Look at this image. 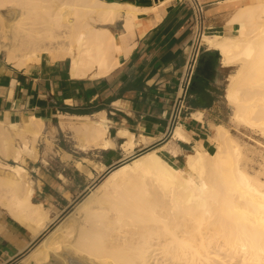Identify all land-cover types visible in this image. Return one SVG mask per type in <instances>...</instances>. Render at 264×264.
I'll return each instance as SVG.
<instances>
[{
	"label": "bare ground",
	"instance_id": "bare-ground-1",
	"mask_svg": "<svg viewBox=\"0 0 264 264\" xmlns=\"http://www.w3.org/2000/svg\"><path fill=\"white\" fill-rule=\"evenodd\" d=\"M148 10L105 0H0V54L18 69L67 61L76 79L106 77L127 58L136 20ZM123 22V30L115 27ZM236 29L232 31V27ZM201 45L217 51L227 76L224 99L235 129L264 139V0L241 5L225 31L207 27ZM182 95V91L181 94ZM204 122V112L191 114ZM82 151L115 148L103 124H60ZM211 148L196 143L172 157L191 137L178 126L170 140L106 173L91 160L78 169L104 175L32 250V264H264V153L230 129L213 125ZM57 128L31 118L0 122V209L38 237L53 223L49 209L33 202L35 181L26 166L51 148ZM124 158L153 140L119 132ZM13 160L10 164L8 161ZM103 173V174H102ZM65 256L66 258H63Z\"/></svg>",
	"mask_w": 264,
	"mask_h": 264
},
{
	"label": "crops",
	"instance_id": "crops-1",
	"mask_svg": "<svg viewBox=\"0 0 264 264\" xmlns=\"http://www.w3.org/2000/svg\"><path fill=\"white\" fill-rule=\"evenodd\" d=\"M105 1L148 10L136 20L130 55L121 58V65L114 72L98 79L72 77L67 61L52 63L44 58L39 64L18 69L0 57V122L21 125L35 118L46 124L47 130L50 124L54 125L56 138L63 136L70 140L71 135L63 132L60 124H103L116 147L94 151L102 159L100 163L110 167L127 159L122 148L127 138L119 136L122 130L134 135L137 144L141 137L153 140L146 147L136 146L133 155L161 147L170 140L172 111L181 96L180 84L189 62L193 19L186 0ZM200 1L206 5L208 27L217 32L225 31L227 17L242 5L241 0ZM123 26L119 22L115 28L123 30ZM235 29L233 26L232 31ZM215 52L209 50L202 55ZM220 62L221 59L215 64V81L196 76L187 108L191 114L203 111L204 122L193 121L190 114L182 117L177 127L186 130L191 144L178 142L181 151L178 157L170 155V160L184 159V153L196 143L211 148V121L215 119L210 117L222 94ZM40 144L42 148L46 145ZM56 152L40 150L39 160H28L26 166L30 173L45 176L41 185H35L33 198L49 209L53 223L87 191L92 181L75 163L77 159L88 158L87 151ZM41 235L33 237L25 225L0 209V264H32L29 261L32 246Z\"/></svg>",
	"mask_w": 264,
	"mask_h": 264
},
{
	"label": "rangeland",
	"instance_id": "rangeland-1",
	"mask_svg": "<svg viewBox=\"0 0 264 264\" xmlns=\"http://www.w3.org/2000/svg\"><path fill=\"white\" fill-rule=\"evenodd\" d=\"M242 5H245V4H250L251 3V0H241L240 2ZM0 57L2 59H4L3 55L0 54ZM220 69V87L222 89V94L220 96V99H219V103H217L215 109H214V112L211 113L213 115V117L211 116L210 119L212 120L213 118L215 119L213 122L211 121V126L213 125H220V124H223L225 126H227L231 133L238 137L240 139V141L242 143H245L246 145H249L251 146L255 151L257 152H260V153H264V139L259 136V134H254V133H250V132H247V131H244L242 129V131L238 132L235 127L233 126V124L231 123V109L227 106L226 102H225V99H224V95H225V89H226V85H227V76L228 74L232 71V69H224V68H219ZM51 143H52V147L49 148L47 145H44V149L42 147H39V149L42 151L44 150V152L48 153V152H55L57 154L56 151H59V152H62L63 150H69V151H80V149L77 147L76 143L73 142V139L70 140V138L68 137H60V138H56V134L54 135L53 138H51ZM82 151V150H81ZM95 151H87V157L86 159H77L75 161L76 165L78 162L80 163H86L85 160H91L93 163L97 164V165H102L100 162L102 161V159H100V157L98 155H95ZM79 158L82 157L81 156H78ZM44 163L46 164L47 161L44 160ZM55 163V162H54ZM172 163H174V165L176 167H181V168H185V161L183 158L179 159V162H177V160L173 161L172 160ZM55 165V164H54ZM104 166V165H103ZM106 170L109 169V167H106ZM28 170V169H27ZM29 171V170H28ZM92 171H93V174L94 176L96 177L95 180H92L91 181V184L88 186V187H94L95 185H97L101 180L102 178L104 177V175L106 173H104V175H101L99 173V170H97L95 167H92ZM30 172V171H29ZM33 180L35 181V185L38 184V185H41V181H43V178L45 177L44 175L41 176V175H35V174H32L30 173ZM103 174V173H102ZM80 184V182L78 183V185ZM35 187V186H34ZM89 192V189H87V191H85V193H82L81 195H79L77 197V199L75 200V202L73 203L72 207L68 210H66L63 215H61V217H59V219L57 221H55L53 224H51L47 229L46 231H44V233L35 241V243L33 244L32 246V250L40 243V241L48 234V232H50L51 230H53L55 228V226L63 219L65 218L67 215H69L75 208L76 204H78ZM34 197V196H33ZM36 198V197H35ZM33 202L34 201V198H33ZM63 258H66L65 256H63ZM66 262L68 264L69 263V260L67 259ZM51 264H60V262H57L56 260H52L51 261Z\"/></svg>",
	"mask_w": 264,
	"mask_h": 264
},
{
	"label": "built area",
	"instance_id": "built-area-1",
	"mask_svg": "<svg viewBox=\"0 0 264 264\" xmlns=\"http://www.w3.org/2000/svg\"><path fill=\"white\" fill-rule=\"evenodd\" d=\"M192 11L191 25V49L189 54V62L185 69V74L181 80L180 90L182 95L178 98L174 105L171 116V129L168 136H171L174 129L180 123L182 117L191 116L187 108V98H189V90L196 75V66L202 54L207 53L209 49L201 45V40L207 30L206 5L200 0H186Z\"/></svg>",
	"mask_w": 264,
	"mask_h": 264
},
{
	"label": "water",
	"instance_id": "water-1",
	"mask_svg": "<svg viewBox=\"0 0 264 264\" xmlns=\"http://www.w3.org/2000/svg\"><path fill=\"white\" fill-rule=\"evenodd\" d=\"M220 54L216 51L215 54L209 55V56H202L197 63L196 66V76L203 77L206 81H215L216 79V74L217 70L215 67L216 60H220ZM221 63V62H220ZM144 153V152H142ZM142 153H138L136 155H133L127 159H123L116 164H113L112 166L109 167V169L106 171V174L111 172L112 170L116 169L117 167L123 165L124 163L132 160L133 158L141 155Z\"/></svg>",
	"mask_w": 264,
	"mask_h": 264
},
{
	"label": "flooded vegetation",
	"instance_id": "flooded-vegetation-1",
	"mask_svg": "<svg viewBox=\"0 0 264 264\" xmlns=\"http://www.w3.org/2000/svg\"><path fill=\"white\" fill-rule=\"evenodd\" d=\"M202 56H204V55H202ZM201 58V57H200ZM217 61V60H216ZM195 78H196V76L194 77V80H193V82H192V85H193V83H194V81H195ZM191 88H192V86H191Z\"/></svg>",
	"mask_w": 264,
	"mask_h": 264
},
{
	"label": "trees",
	"instance_id": "trees-1",
	"mask_svg": "<svg viewBox=\"0 0 264 264\" xmlns=\"http://www.w3.org/2000/svg\"><path fill=\"white\" fill-rule=\"evenodd\" d=\"M196 76V75H195Z\"/></svg>",
	"mask_w": 264,
	"mask_h": 264
}]
</instances>
